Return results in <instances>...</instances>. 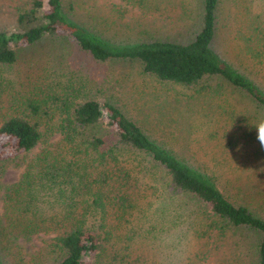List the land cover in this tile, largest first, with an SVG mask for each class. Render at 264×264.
Here are the masks:
<instances>
[{
  "label": "trees",
  "instance_id": "16d2710c",
  "mask_svg": "<svg viewBox=\"0 0 264 264\" xmlns=\"http://www.w3.org/2000/svg\"><path fill=\"white\" fill-rule=\"evenodd\" d=\"M111 1L104 16L99 0H0V136L16 146L0 159V264H264V218L238 177L151 137L150 116L124 99L135 82L161 97H228L240 119L219 123L226 151L264 163V89L252 79L264 60L251 67L242 53L240 70L227 57L231 0H192L196 30L182 43L125 24L164 0ZM260 43L247 46L254 59Z\"/></svg>",
  "mask_w": 264,
  "mask_h": 264
},
{
  "label": "rangeland",
  "instance_id": "374dc122",
  "mask_svg": "<svg viewBox=\"0 0 264 264\" xmlns=\"http://www.w3.org/2000/svg\"><path fill=\"white\" fill-rule=\"evenodd\" d=\"M106 1L108 0H99L100 6L103 7L98 9V13H102L104 16L110 10L109 3H106L107 6H105ZM111 2L119 3L117 0ZM258 3L259 0H231L224 5L227 6V9H224V15L227 17L224 25L228 27V29H224V38L227 39L225 51L228 53L227 57H230L235 65H239L240 70L249 68L247 64H242V53H244L246 61L250 62L251 67L254 60H264L262 58L254 59L251 52L252 49L253 52L260 49V42L264 43V39H262L264 7ZM90 4L94 3L91 2ZM156 4L151 3L148 11L155 13L157 9L161 11L169 9L170 13L164 12L163 15H160L140 13L138 9L131 10L125 20L126 25H131L130 32L134 35L137 34L138 27L134 24L136 19H141V29L146 28L147 30L148 28L150 34L156 35L155 38L173 43L186 42L189 39L187 32L196 30L194 25L198 21V14L193 11L195 8L194 1L164 0L163 5L158 4L156 7ZM150 34L145 35L146 40L153 38ZM244 34L247 37H244ZM247 46L252 47V49H247ZM238 55L239 57H237ZM261 68L264 69V63L259 64V70H262ZM132 75L131 77H133ZM252 79H256L264 89V74L258 76L254 72ZM110 86L115 89V95L119 96V88L115 81H111ZM134 87V94L132 96L126 94L124 99L129 102V106L135 104L139 113L143 112L148 114V117L150 116L146 126L149 135L161 142H165L166 139L172 141L171 143L176 147L172 144L169 147H174V151L177 154L179 152L181 157L186 160L192 154V162L199 166L212 163L218 178L227 173L231 176H237L239 188H243L244 192L248 191L249 197L246 198V202L250 205L251 212L264 218V163L254 164V156H258L254 149H252L254 154H245L241 149H235L228 154L224 147L225 141L220 138L225 136L229 140V136L226 135V128H221V124L219 125V123L229 124V121H224V117H228L232 121L240 119V114L237 116L238 110L236 108L234 110L232 106L228 105L231 100L228 97L223 100L214 97L213 99L198 98L195 92L179 88H175L173 91H169V94L161 97V95H156L158 91L154 85L143 86L135 82ZM210 121L214 122V127L210 126ZM15 153L16 146L11 144L7 137L0 136V159L13 156ZM18 173L10 170L8 179L12 182L17 180ZM170 243L181 249H186L190 245L187 242L184 244ZM36 244L41 245V242L37 241Z\"/></svg>",
  "mask_w": 264,
  "mask_h": 264
},
{
  "label": "clouds",
  "instance_id": "9594fccd",
  "mask_svg": "<svg viewBox=\"0 0 264 264\" xmlns=\"http://www.w3.org/2000/svg\"><path fill=\"white\" fill-rule=\"evenodd\" d=\"M261 146L264 147V142H262V145Z\"/></svg>",
  "mask_w": 264,
  "mask_h": 264
}]
</instances>
